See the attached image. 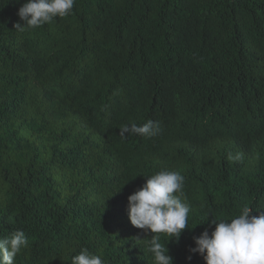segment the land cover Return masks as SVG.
I'll return each instance as SVG.
<instances>
[{"label": "trees", "instance_id": "16d2710c", "mask_svg": "<svg viewBox=\"0 0 264 264\" xmlns=\"http://www.w3.org/2000/svg\"><path fill=\"white\" fill-rule=\"evenodd\" d=\"M0 264H264V0H0Z\"/></svg>", "mask_w": 264, "mask_h": 264}]
</instances>
